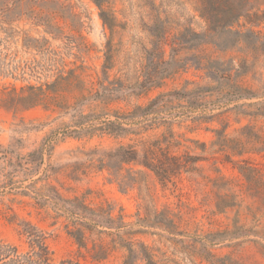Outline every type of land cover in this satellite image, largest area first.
I'll list each match as a JSON object with an SVG mask.
<instances>
[{"label":"rangeland","instance_id":"374dc122","mask_svg":"<svg viewBox=\"0 0 264 264\" xmlns=\"http://www.w3.org/2000/svg\"><path fill=\"white\" fill-rule=\"evenodd\" d=\"M59 1L52 8L37 9L42 15H51L54 32H48L44 24L23 19L17 23L21 33L0 43V142L23 139L26 148L32 149L48 135H58L51 159L58 172L51 180L65 196L89 192L87 202L93 206L113 204L114 213L122 211L129 223L147 216L154 219L156 212H168L177 224L176 230L149 226L146 232L132 237L139 252L135 264H147L139 243L147 247L156 264H264V115H243L234 109L223 117L229 123L227 137L246 149L243 155L229 149L226 153L232 161L226 160V154L216 152L217 147L212 145L217 139L213 129L221 128V121L201 124L187 121L182 126L176 125L175 130L183 138L198 139L208 145V159L199 162V170L183 173L176 184L165 185L145 168L126 164L120 175H128L132 168L131 174L137 181L124 189L109 169L87 168L81 150L115 148L129 139L67 136L76 128L73 107L78 102L83 100L79 108L85 113L103 111L98 101L84 100L99 90L101 84L113 88L122 83L125 87L115 92L119 98L107 106L105 111L111 112L129 111L175 89L216 86V78L249 89L255 93L254 97L239 103H261L250 109H264V20L248 32L251 26H242L245 22L242 18L235 28L248 33L233 48L221 49L212 43L195 49L178 45L179 57L190 60L186 68L157 87L134 93L130 87L156 69L159 53L150 35L154 23L168 31L165 59H169L174 36L188 35L190 30L203 32L206 23L200 16V0H107L104 9L114 24L112 28L105 24L101 8L94 0ZM260 9L264 13V3ZM25 32L31 38V48L25 45L28 38ZM195 57L202 59L200 68L193 65ZM61 74L67 79H59ZM55 81L57 85L49 88L47 84ZM30 85L43 87L46 98L41 104L29 108L23 105L8 108L3 104L8 92L17 98L31 95ZM64 105L70 108L61 107ZM184 143L194 146L191 142ZM184 149L186 146L178 152L183 153ZM200 152V149L191 151ZM13 197H0V234L7 240L29 247L25 238L19 236L17 225L8 220L15 212L20 219L30 220L45 231L56 261L66 258L79 264L125 261L129 252L120 247L105 259H95L89 250L97 235L88 240V248L80 247L62 223L53 225V220L31 199L18 196L12 201ZM111 238L105 235L104 242H110Z\"/></svg>","mask_w":264,"mask_h":264},{"label":"trees","instance_id":"16d2710c","mask_svg":"<svg viewBox=\"0 0 264 264\" xmlns=\"http://www.w3.org/2000/svg\"><path fill=\"white\" fill-rule=\"evenodd\" d=\"M101 8V17L105 24L114 26L108 19L104 5L107 0H94ZM200 16L205 20L206 26L203 32L190 30L188 35L174 36L170 42V58L165 59V44L168 42V31L157 22L150 29L154 49L159 56L152 73L143 75V80H138L130 87L135 93L148 91L161 85L164 79L186 68L190 63L188 58L179 57L180 44L188 45L189 49H195L204 43H212L221 49L237 46L246 33L253 30V26L260 25L264 20V13L260 6L264 0H257L255 4L251 0H200ZM59 0H0V43L9 41L19 35L17 23L23 19L34 20L36 24H44L48 32H54L50 23V14L42 15L37 9L52 8L59 4ZM38 11V12H37ZM245 22L242 26H251L248 32H242L235 28L240 25L241 19ZM4 33L5 37L1 38ZM25 41L27 48H31L30 37ZM192 61L193 65L200 68L201 58ZM59 79L66 80L62 74ZM216 86L198 85L193 89H175L161 93L147 104H138L129 111H105L107 106L119 97L115 92L125 88L122 83L109 88L101 84L100 89L84 100L98 101L103 107L100 113L91 111L85 113L79 108L83 100L78 102L73 109V123L75 129L67 136L77 139L94 136H110L116 139H129L121 142L115 148L94 147L89 150H81L85 156L84 163L87 168H107L119 182L122 188L134 185L137 179L133 176L132 168L129 174L121 176L120 171L124 165H138L152 172L163 184L177 183L183 173H194L199 170V162L207 160L208 145L198 139L183 138V135L175 130V126L183 123L213 122L219 120L223 123L221 128L213 129L217 139L212 145L217 147L216 152H224L226 160L232 161L228 152L243 155L246 149L241 143H236L227 137L226 130L229 123L224 121V116L236 109L238 114L264 115V109L251 110L261 103H239L242 99L254 97L255 93L237 83H223L216 78ZM57 81L47 84L49 88L57 85ZM129 88V87H128ZM31 95L15 97L8 92L3 99V104L8 108L25 106L26 108L41 104L45 97L43 87L28 86ZM111 89L108 93L107 90ZM236 103L234 107L230 105ZM69 109L67 105L61 106ZM106 118L103 119V116ZM114 116V118H111ZM156 132V131H159ZM152 132H155L151 134ZM58 135L50 134L42 143L32 149L25 146L23 139H16L10 143L0 142V197L18 196L27 197L33 204L43 210L53 220V225L62 223L69 235H71L80 247L88 248V240L93 238L94 245L90 252L95 259H105L117 248H125L128 255L123 264H135L138 250L134 248L132 237L135 234L146 232V227H162L174 231L177 224L166 211L156 212L154 219L148 216L139 218L135 223H129L125 215L120 211L115 214L113 204L108 206H93L87 202V194L83 196L67 197L60 188L52 183L58 168L51 159L55 150ZM184 142H191V146ZM186 146L183 153L179 149ZM194 149H200V153H191ZM243 171V167L239 166ZM78 170V169H77ZM11 209V207H9ZM9 222L17 225V231L21 238H25L28 248L11 242L0 234V264H79L72 258L56 261L48 244V236L45 231L32 221L20 219L14 212L9 216ZM139 228L135 229L134 226ZM112 237L110 242H104V236ZM140 253L147 264H156L151 253L143 243H139ZM139 254V252H138Z\"/></svg>","mask_w":264,"mask_h":264}]
</instances>
